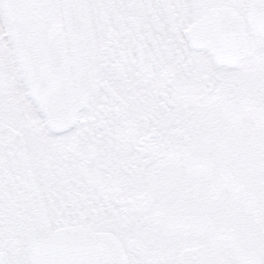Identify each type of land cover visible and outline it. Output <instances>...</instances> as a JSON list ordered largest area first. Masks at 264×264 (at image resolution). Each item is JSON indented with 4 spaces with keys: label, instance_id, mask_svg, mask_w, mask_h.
Returning <instances> with one entry per match:
<instances>
[{
    "label": "snow or ice",
    "instance_id": "obj_1",
    "mask_svg": "<svg viewBox=\"0 0 264 264\" xmlns=\"http://www.w3.org/2000/svg\"><path fill=\"white\" fill-rule=\"evenodd\" d=\"M0 264H264V0H0Z\"/></svg>",
    "mask_w": 264,
    "mask_h": 264
}]
</instances>
